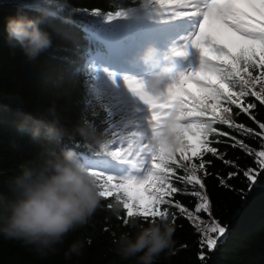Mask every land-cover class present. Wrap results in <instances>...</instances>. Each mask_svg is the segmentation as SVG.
Returning a JSON list of instances; mask_svg holds the SVG:
<instances>
[{
  "label": "trees",
  "instance_id": "trees-1",
  "mask_svg": "<svg viewBox=\"0 0 264 264\" xmlns=\"http://www.w3.org/2000/svg\"><path fill=\"white\" fill-rule=\"evenodd\" d=\"M61 2L66 4L64 11L54 12L43 0H0V190H7L9 181L20 174L22 166L38 160L47 150L71 149L95 177L102 198L86 225L70 232L62 244L50 249L41 250L0 233V264H132L116 254L114 240L159 218H127L120 197L109 187L108 174H115L118 165L111 164L106 156L97 157L126 145L132 138L130 129L136 128L139 120L128 103L126 90L116 87L110 71L104 70L98 61L111 57L103 38L109 24L106 15L139 8L142 0ZM18 13L39 17L41 26L51 36V47L35 58L27 57L8 38L7 19ZM83 22L96 25L98 34L90 40H86L88 34L81 28ZM132 33L136 35L130 38L129 45L141 34L139 30ZM89 51L96 58L90 57ZM247 100L256 102L253 97ZM256 103L253 114L264 122V105ZM52 108L54 113L49 111ZM234 119L260 131L258 124L245 114L234 115ZM85 124L103 137V148L76 133V128ZM53 127L66 133L58 143L49 138L48 129ZM218 127L231 131L226 126ZM37 128L39 134L33 138ZM240 138L257 150L262 143L259 137ZM213 139L228 138L213 136ZM231 143L214 146L225 152L227 159L235 161L239 176L228 179L227 174L237 168L208 154L205 160L212 163L207 166V174L199 171L205 189L172 178L182 192L171 199L191 209L199 202L191 193L202 191L209 197L211 216L200 213L202 223L189 221L174 207L162 205L161 209L169 212L167 219L175 226L174 243L157 258L156 264H264V172L249 190L243 171L248 167L258 169V165L254 157L238 147H230ZM177 174L186 175L183 170ZM213 221H218L226 232L218 239L216 248L209 250L201 247V239ZM77 240L84 242L81 254L69 255V247Z\"/></svg>",
  "mask_w": 264,
  "mask_h": 264
},
{
  "label": "snow or ice",
  "instance_id": "snow-or-ice-1",
  "mask_svg": "<svg viewBox=\"0 0 264 264\" xmlns=\"http://www.w3.org/2000/svg\"><path fill=\"white\" fill-rule=\"evenodd\" d=\"M139 12L136 8L109 12L106 21L128 20ZM146 13L162 26L190 28L171 53L175 58H186L190 49H196L199 67L177 79L171 76L164 90L158 93L149 91L140 79L127 78L128 92L147 108L144 127L133 131L132 148L118 146L97 157L106 156L111 164L131 165L136 170L108 174L109 187L120 197L127 218H167L169 212L161 209L164 205L174 207L189 221L201 220L200 213L211 216L208 195L202 191L191 193L199 202L190 209L171 199L182 192L172 178L205 189L198 172L203 170L207 174V166L212 163L205 160L208 154L237 168L227 174L228 179L239 176L235 161L227 159V154L214 145L231 141L230 147H238L254 157L258 169L248 167L243 171L249 190L264 172V122L257 120L252 111L257 107L256 102L264 105V0H151ZM95 15L99 16L100 12L96 11ZM81 28L88 34L86 40L98 34L94 24L83 22ZM132 37L135 36L131 28L123 36H109L115 44L111 64L116 66L127 61L125 52ZM248 97L256 102L248 101ZM240 114L257 123L260 131L234 119V115ZM218 126H226L231 131ZM213 136L228 139L214 140ZM242 136L259 137L262 141L259 149H253ZM178 170L186 175H178ZM124 223H128L127 219ZM225 232V227L213 221L203 231L201 247L215 249ZM200 259H204L203 253Z\"/></svg>",
  "mask_w": 264,
  "mask_h": 264
},
{
  "label": "clouds",
  "instance_id": "clouds-1",
  "mask_svg": "<svg viewBox=\"0 0 264 264\" xmlns=\"http://www.w3.org/2000/svg\"><path fill=\"white\" fill-rule=\"evenodd\" d=\"M54 12L64 11L61 0H43ZM70 16V13H69ZM39 17L18 13L9 16L6 32L11 42L19 45L24 54L35 58L52 45L50 34L41 26ZM146 69L147 88L158 92L171 75L175 57L156 44H147L138 54ZM49 111H55L54 108ZM82 138H90L101 148L103 137L90 125L76 128ZM49 138L59 142L66 134L62 128H49ZM39 134L37 128L33 138ZM101 191L76 152L71 149L47 150L41 157L22 166L7 190H0V233L23 240L38 249H50L62 244L68 234L86 225L101 202ZM175 226L167 218L139 225L134 232H124L114 240L116 254L132 264H156L157 258L174 243ZM84 242L71 244L68 254L80 255Z\"/></svg>",
  "mask_w": 264,
  "mask_h": 264
},
{
  "label": "rangeland",
  "instance_id": "rangeland-1",
  "mask_svg": "<svg viewBox=\"0 0 264 264\" xmlns=\"http://www.w3.org/2000/svg\"><path fill=\"white\" fill-rule=\"evenodd\" d=\"M143 4H144L143 5L144 10L140 13H137L136 16H133V17L129 18L128 20L118 19L116 21L110 22L109 31L106 33V36L108 38H109V36H123L124 34H126V30L131 28V20H132V23L134 25L139 26L142 29H146V30L151 31V33H146L145 31L141 32V34L138 36L139 39L137 40L139 43L156 44V43L149 42V41L161 40L160 48L164 49L165 52H171V49L179 42L180 37L182 35L186 34L190 30V28L187 27L186 25H176V26H171V27L162 26L159 22L155 21L153 18H151L146 13L147 8L150 7L151 0H147V4H146V0H143ZM177 10L179 11L181 9H177ZM131 29H133V27ZM133 35L135 36L136 34H133ZM110 40H112V39H110ZM106 44L108 47H110V44L108 41H106ZM147 44H145V45H147ZM145 45H138V46L143 48ZM111 46H112L111 50L115 53V44H114L113 40H112ZM131 51H132V53H135L136 48H132ZM189 51H190V54L188 57H186V58L185 57H176L175 62L170 66H176V65H181L183 63H186V65L189 64L190 66L185 68L183 71H188V69L189 70L197 69L199 67V53L196 49H190ZM130 59H131V57H129V60ZM106 63H110V62L106 61ZM138 64H142V63L138 62ZM111 65L113 66L112 72L115 75L114 79H116V82H117V78H118L119 87L126 90V94L128 95V99H129L130 103L133 106H135L136 109H138V108L141 109L140 114H142L143 116H144V114H147L146 106H144L142 104V102H140L138 99L134 98L128 92L127 86H126V79L127 78L140 79L142 82H144V79L148 76V69H146L144 65H141V67L137 66V68H132V70L129 71L131 68L126 67L124 64H118L119 66L118 65L114 66L113 64H111ZM103 66L106 67L107 65L105 63H103ZM136 69H138V70L136 71ZM140 70L143 73L142 76H138L137 74L133 73L135 71L138 72ZM127 74L130 77H128ZM179 75H181V74L170 75L167 78V80L165 81V83L163 85H161L160 90H164L166 84L170 82L168 80L171 76L173 79H177L179 77ZM147 89L149 91H151L149 88H147ZM151 92L152 93H158V92H153V91H151ZM144 123H145L144 119H140V123L138 124V130L143 129ZM127 145H128V148H132V146H133L131 144V141H129V143H127ZM135 171L136 170L131 165H129L127 167H123V166L115 167V174H128V173H133ZM198 175L201 177L200 172H198Z\"/></svg>",
  "mask_w": 264,
  "mask_h": 264
},
{
  "label": "bare ground",
  "instance_id": "bare-ground-1",
  "mask_svg": "<svg viewBox=\"0 0 264 264\" xmlns=\"http://www.w3.org/2000/svg\"><path fill=\"white\" fill-rule=\"evenodd\" d=\"M188 27V26H187Z\"/></svg>",
  "mask_w": 264,
  "mask_h": 264
}]
</instances>
